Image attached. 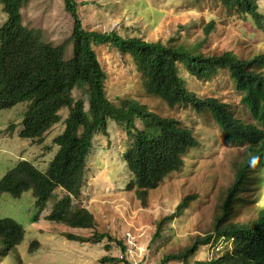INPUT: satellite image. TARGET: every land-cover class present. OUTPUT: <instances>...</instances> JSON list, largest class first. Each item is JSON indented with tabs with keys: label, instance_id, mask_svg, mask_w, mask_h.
Listing matches in <instances>:
<instances>
[{
	"label": "rangeland",
	"instance_id": "obj_1",
	"mask_svg": "<svg viewBox=\"0 0 264 264\" xmlns=\"http://www.w3.org/2000/svg\"><path fill=\"white\" fill-rule=\"evenodd\" d=\"M79 15L87 29L101 32L116 30L124 37H141L148 41L160 40L171 45H184L207 55L233 51L241 58H252L264 53V28L249 14L229 11L217 0H76ZM259 11L264 15V0H259ZM23 23L41 31L53 45L69 41L73 18L63 0H31L21 10ZM6 13L0 3V26ZM215 21L214 29L206 35L205 27ZM72 44H68L67 57ZM98 59L106 72L105 90L108 98L120 105L126 98L145 104L151 111L173 117L192 128L199 144L185 157L184 167L169 174L160 185L149 191L147 204L136 197V185L123 153L131 138L122 123L109 120L107 132L98 133L87 159L85 184L75 202L76 209L87 208L96 220L95 229L106 231L123 241L127 250L122 253L115 242L101 243L72 241L64 235L72 232L89 236L95 229L71 228L45 218L51 210L52 198L40 214L32 191L20 197L9 193L0 196V219L11 217L25 228L22 242L0 264H124L103 263L105 255L125 256L132 264H157L164 255L177 253L193 243L198 235L212 232L220 205L233 183L236 167L247 155V143L229 142L209 113H197L190 105L168 106L162 98L148 94L145 81L129 54L113 45H95ZM185 86L198 96H214L229 102L236 114L252 121L241 103L242 92L237 89L227 69L209 81L198 80L179 64ZM76 99L83 98L88 109L85 89L73 90ZM26 103L0 110V178L16 162L26 159L41 169L57 152L53 143L64 129L63 120L68 109L61 111L62 120L48 130L41 142L19 137ZM140 128L143 123L137 119ZM131 185V186H130ZM64 190L56 189V197ZM190 201L185 210L173 219H165L175 212L183 198ZM264 207V167L253 164L248 171L243 191L235 203L232 221L250 222ZM38 219L35 220V217ZM159 223L160 235L155 237ZM40 245L29 251L32 241ZM111 248L106 249L105 244ZM232 242L202 245L189 258L206 260L222 254ZM164 264H184L178 259Z\"/></svg>",
	"mask_w": 264,
	"mask_h": 264
},
{
	"label": "trees",
	"instance_id": "obj_2",
	"mask_svg": "<svg viewBox=\"0 0 264 264\" xmlns=\"http://www.w3.org/2000/svg\"><path fill=\"white\" fill-rule=\"evenodd\" d=\"M31 0H0L6 20L0 26V110L26 103L19 137L41 142L48 130L62 120L61 111L68 109L63 120L64 129L53 143L58 147L45 169L22 159L0 178V196L9 193L20 197L32 191L39 214L54 198L45 218L71 228L95 229L96 220L87 208L76 209L85 184L87 159L98 133L107 132L109 120L122 123L131 138L123 158L136 185L135 194L143 205L149 191L157 188L172 172L184 167L186 155L199 144L192 128L173 117L161 116L133 98L114 104L105 90L106 72L95 45L109 44L129 54L141 73L148 94L162 98L168 106L188 104L197 113H209L221 128L224 137L233 143H247L244 160L236 167L233 183L220 205L212 232L198 235L192 244L177 253L163 256L157 264L178 259L184 264H264V207L250 222L232 221L234 206L243 191L248 171L253 164L264 167V53L252 58H241L233 51L207 55L184 45H171L160 40L148 41L141 37H124L116 30L101 32L84 27L76 0H63L73 18L69 41L53 45L41 31L23 23L22 8ZM205 1V0H198ZM229 11L249 14L264 28V15L259 11V0H217ZM215 27L210 21L205 32ZM72 44L67 57L68 44ZM179 64L198 80L209 81L220 70L227 69L230 78L242 92L241 103L249 111L252 121L239 117L229 102L218 97H201L188 89L180 75ZM85 89L88 109L83 98L76 99L73 90ZM139 119L143 123L136 125ZM131 186V185H130ZM64 190L56 197V189ZM187 196L176 210L165 219H173L188 206ZM38 216L35 217V220ZM159 223L155 237L160 235ZM67 239L82 243L115 242L125 254L126 244L106 231L94 230L89 236L72 232ZM24 226L11 217L0 219V258L7 257L22 242ZM225 240L231 247L206 260L189 261L202 245ZM40 245L34 240L29 251ZM108 250L111 244H105ZM103 263L132 264L124 255H105Z\"/></svg>",
	"mask_w": 264,
	"mask_h": 264
}]
</instances>
